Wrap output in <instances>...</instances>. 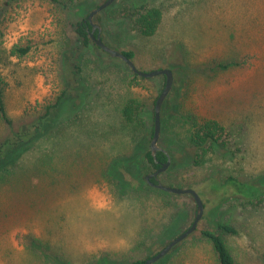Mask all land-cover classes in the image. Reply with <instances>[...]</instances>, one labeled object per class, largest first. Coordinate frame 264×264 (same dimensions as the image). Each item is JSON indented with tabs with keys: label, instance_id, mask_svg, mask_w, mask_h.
<instances>
[{
	"label": "rangeland",
	"instance_id": "374dc122",
	"mask_svg": "<svg viewBox=\"0 0 264 264\" xmlns=\"http://www.w3.org/2000/svg\"><path fill=\"white\" fill-rule=\"evenodd\" d=\"M104 1L81 0L84 15L70 6L60 16L49 0H0V77L11 121L10 126L0 120V141L12 129L31 123L59 94L63 54L72 55L69 51L79 43L73 25ZM140 4L162 11L152 37L140 36L129 20L130 6ZM93 21L108 47L134 53L132 62L138 70L172 72V86L161 106L166 124L164 128L160 124L157 147L169 151L173 168L158 178L165 186L195 190L204 210L196 229L165 255L173 258L169 264H217L201 230L214 231L218 223L237 231L227 236L236 264H264V197L246 205L232 194L221 196L223 189L209 182L234 176L264 191V0H115ZM14 45L29 46L30 52L13 57L9 51ZM90 51L111 64L102 68L88 63L86 78L93 85L88 98L95 100L98 93L101 106L87 109L75 122L69 120L74 115L69 105L57 118L58 125L63 124L57 126L54 139L22 153L15 169L8 165L6 183L0 178V264H56V253L64 251L70 264L94 263L99 254L145 259L146 252L137 244L142 239L139 233L150 226L162 203L150 198L147 208L140 209L121 202L101 170L106 155L120 152L130 136L119 115L122 102L135 97L153 109L165 77L130 84L131 75L118 60L95 48ZM228 62L236 64L216 67ZM71 96L77 103L83 95L77 91ZM186 114L218 121L225 129L221 139L228 140L227 147L208 152L199 167L194 165L195 151L183 123ZM84 131L76 138L78 144L73 142L72 136ZM51 145V164L44 165ZM27 194L38 202L22 214L21 200ZM170 194L176 196L168 199V212L173 206L182 208L183 220L176 222L177 233L169 240L150 247L152 254L189 228L195 217L191 196ZM126 214L137 217L128 228L118 221Z\"/></svg>",
	"mask_w": 264,
	"mask_h": 264
},
{
	"label": "trees",
	"instance_id": "16d2710c",
	"mask_svg": "<svg viewBox=\"0 0 264 264\" xmlns=\"http://www.w3.org/2000/svg\"><path fill=\"white\" fill-rule=\"evenodd\" d=\"M8 1L18 2L19 0ZM49 1L56 4L59 15L63 13L64 8L68 9L70 6L71 8L75 7L77 9L75 11L76 14L80 16L84 15V8L82 4H79L81 0ZM130 7L132 10L129 11V20L133 29L142 37L154 36L162 21V11L157 7L147 6L145 4L131 5ZM73 27L79 43L74 50L69 51L72 55L69 56L66 52L63 54L62 87L59 94L53 101H50L42 107L41 113L36 116L31 123L22 124L17 129H12L10 135L0 141V178L3 179L1 180V183L4 182V175L9 173V171L6 170V167L10 165L11 170L15 169L14 167L18 164L17 162L22 153L31 150L40 142H45V140H47L48 143L54 139L56 133L58 132L57 126H61L63 124L58 125L61 121H58L57 118L60 117L61 113L65 114V112L68 111L69 105L72 108L71 111L74 112V115L69 120L75 122L79 121V116L87 109L94 111L101 106L98 102L100 97L98 93L95 94L97 95V99L89 101L88 98V96L90 97V95H92L88 88L93 86L86 78L89 68L88 63H92L96 67L102 66V68H105V66H111V64L99 61L95 52L90 51L91 49L95 48L111 60H118L120 64H122L130 73V84H137L136 81L138 79H144L134 74L120 59L111 57L95 45L89 35L91 26L88 24L86 18H82L74 24ZM97 32L98 30H96L95 33ZM29 52V46L21 47L14 45L10 49L9 54L16 58H23L27 56ZM120 52L131 61L133 60L134 53L132 51ZM234 64L236 63H218L216 67L227 69L229 66ZM119 70L121 71V69ZM162 87L163 86L161 85V88ZM3 88L4 82L0 77V120L11 126V121L8 119L6 113ZM77 91L83 96L77 103H75L71 94L77 93ZM158 96L154 99L153 104H155ZM163 107H161L160 110V124L163 122L162 127L164 128L166 120L161 118ZM119 113L120 119L124 123L125 129L123 130L130 133V136L127 137L126 142H124L120 147V152H112L106 155V161L104 165L102 164L104 166L101 170L102 175L108 182L110 190L113 192L115 198L121 202L127 201L131 204V206H137L140 209L147 208L145 204L150 198L159 199V202L162 204L156 208L158 212L155 218L152 219L150 226L144 229L145 232L139 233L141 234L142 239L137 244L139 248H143L146 252L145 259H135L131 261V258L129 257H122L119 259L109 254H99L94 263H92L93 261H89V263L86 261L85 264L143 263L146 259L155 255L152 254L150 247L154 246L157 242L159 244H164L167 240H169L173 233H177L176 222L183 220L182 208L173 206L171 211L168 212L171 208V201L168 199L176 195H171L170 193L151 187L145 179L147 175L152 174L161 168L162 165L169 159L170 154L167 149L166 151L160 149L156 152L155 157L151 155L150 141L153 136L154 128V108L149 109L141 100L135 97H130L122 102ZM183 123L187 126V138L189 145L193 147L195 151L193 158L195 166H202L205 162L204 158L208 152L227 147L228 140L224 138L221 139L222 136L225 135V129L218 121L211 119H197L192 115L186 114V116L183 117ZM85 133L86 131L77 132V135L72 136L73 142L76 141V144H78V141L76 140L77 136H81V134L83 135ZM52 147L53 145L50 146V152L43 160L44 165L51 164L53 158ZM94 158L95 157H91L92 160ZM172 168L173 166L169 165L166 169V173H168V171ZM158 177L159 175L156 178L157 181L154 178H151L149 181L155 184L160 183ZM209 182H213V184L216 185L215 187L218 186L215 189H223L220 193L221 196L232 194L238 197L236 198L237 201L246 205L256 204L264 197V191L257 185L250 182L239 181V179L234 176H226L220 180L212 179ZM50 193L52 192H48V194ZM38 194H41L42 196L43 192ZM38 194L33 196H37ZM27 195L28 196L25 197L24 201L21 200L22 214L30 212V210L35 208V205L38 202L34 197H32V195ZM56 196H58V194H54L53 197ZM228 201H230V199ZM224 204H226V202ZM138 211L141 212L142 215L144 214L143 211ZM161 211H165L166 214L164 213L163 216H159ZM118 221L119 223L122 222L121 224L128 228V226L131 225V222L134 224L136 223L137 217L126 214L121 216ZM50 231L53 232V230ZM236 232L235 228L228 223H218L217 229L214 231H210L208 229L201 230L202 238L211 246V250L215 256L217 264H236L227 243V236L235 234ZM32 246L36 250L40 249V247L35 245V243ZM66 255L67 253L65 251L62 255H58V253H56L53 260L56 264H70L68 262L70 259H68ZM47 258L51 259L48 256ZM172 259L173 258L165 256L154 264H169Z\"/></svg>",
	"mask_w": 264,
	"mask_h": 264
},
{
	"label": "water",
	"instance_id": "95a60500",
	"mask_svg": "<svg viewBox=\"0 0 264 264\" xmlns=\"http://www.w3.org/2000/svg\"><path fill=\"white\" fill-rule=\"evenodd\" d=\"M115 0H105L103 3H101L99 6H97L94 10L89 12L87 16V21L89 22L91 26V32L90 36L95 43V45L104 51L105 53L109 54L111 57L118 58L120 59L123 63H125L129 69L136 74L139 77L142 78H154L157 76H164L165 77V83L163 86V89L161 90L155 105H154V128H153V136L150 141V151L151 155L155 157L156 152L160 150L159 147H157V140L159 137V132H160V110L162 103L169 93L172 82H173V76L172 72L169 69H160V70H154L151 72H143L138 70L133 62L127 58L124 54H122L120 51H116L108 47L101 39L99 34L94 36V31L95 30H100L99 26L93 22V18L95 17L96 14H98L100 11L106 9L109 7ZM99 33V32H98ZM170 160L168 159L166 163L162 165L161 168H159L157 171H155L152 174H149L145 177L146 180H149L150 178H157V176L162 173L168 166H169ZM149 185L153 188L159 189L161 191L167 192V193H172V194H177V195H189L192 197L194 200L195 206H196V211H195V217L190 225L189 228H187L184 232L180 233L177 237L173 238L171 241H169L160 251H158L155 255H153L151 258L146 259L143 263L140 264H154L157 261H159L161 258H163L174 246H176L178 243L183 241L187 236H189L197 227L198 222L200 221L202 215H203V210L204 206L201 201V198L199 195L196 193L195 190L192 188H176V187H169L162 185L161 183H151L149 182Z\"/></svg>",
	"mask_w": 264,
	"mask_h": 264
},
{
	"label": "flooded vegetation",
	"instance_id": "af4514ba",
	"mask_svg": "<svg viewBox=\"0 0 264 264\" xmlns=\"http://www.w3.org/2000/svg\"><path fill=\"white\" fill-rule=\"evenodd\" d=\"M88 14H89V13H88ZM87 16H88V15H87ZM86 19H87V17H86ZM93 19H94V18H93ZM87 22H88V21H87ZM93 22H94V21H93ZM88 24H89V22H88ZM89 25H90V24H89ZM99 31H100V30H99ZM99 31H98V32H99ZM90 32H91V30H90ZM90 32H89V35H90ZM95 32H96V30L94 31V34H93L94 36H96L97 34H99V36H100V33H98V32L95 33ZM95 34H96V35H95ZM90 37H91V36H90ZM91 39H92V38H91ZM150 179H151V178H150ZM150 179H149V180H150ZM154 179L156 180V178H154ZM149 180H146V181L148 182V184H149V182H150ZM156 181H157V180H156Z\"/></svg>",
	"mask_w": 264,
	"mask_h": 264
}]
</instances>
